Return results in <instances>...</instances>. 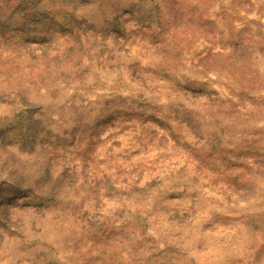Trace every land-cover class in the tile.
<instances>
[{"label": "rangeland", "instance_id": "obj_1", "mask_svg": "<svg viewBox=\"0 0 264 264\" xmlns=\"http://www.w3.org/2000/svg\"><path fill=\"white\" fill-rule=\"evenodd\" d=\"M0 264H264V0H0Z\"/></svg>", "mask_w": 264, "mask_h": 264}, {"label": "bare ground", "instance_id": "obj_2", "mask_svg": "<svg viewBox=\"0 0 264 264\" xmlns=\"http://www.w3.org/2000/svg\"><path fill=\"white\" fill-rule=\"evenodd\" d=\"M178 31V30H177ZM178 34H175L174 36H177ZM203 42V41H202ZM173 43V46H169L168 48H167V50H169V52L167 53V58L165 59V60H167V61H171V59H173L175 56L174 55H172L173 53H177L178 52V48H177V46L176 45H174L175 43H177V41H175V42H172ZM205 43V42H204ZM209 43V42H208ZM207 43V44H208ZM211 43V42H210ZM203 47L205 48V45H203ZM187 48H188V46H187ZM186 48V49H187ZM189 49L191 50V52L193 53V52H195V51H197L198 49H199V47H198V44L196 43V42H194V44H191L190 45V47H189ZM179 52H181V51H179ZM177 55V54H176ZM179 55V54H178ZM177 55V56H178ZM180 56V55H179ZM176 58V57H175ZM229 59V58H228ZM196 61V60H195ZM199 61V60H198ZM212 62V61H211ZM216 62V61H215ZM214 62V63H215ZM175 63V62H174ZM213 63V64H214ZM226 63V62H225ZM230 64V63H229ZM228 64V65H229ZM179 65H181L180 64V61L178 60L177 61V63L176 64H174L173 66V68H177V66H179ZM212 65V64H211ZM207 66H209V63H208V65ZM225 66V65H224ZM179 68V67H178ZM211 68V67H210ZM212 69V68H211ZM215 69V68H214ZM213 69V70H214ZM245 73V72H244ZM250 73H252V71H250L248 74L246 73V74H244V78H243V80L242 81H246V80H248L249 79V74Z\"/></svg>", "mask_w": 264, "mask_h": 264}]
</instances>
